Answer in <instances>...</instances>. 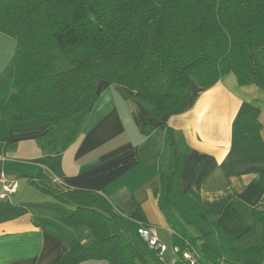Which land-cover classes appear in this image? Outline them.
Listing matches in <instances>:
<instances>
[{"label": "trees", "instance_id": "obj_1", "mask_svg": "<svg viewBox=\"0 0 264 264\" xmlns=\"http://www.w3.org/2000/svg\"><path fill=\"white\" fill-rule=\"evenodd\" d=\"M0 32L16 41L13 71L0 82L8 122L47 113L55 124L99 82L135 92L161 127L186 108L193 84L207 88L233 73L239 85L264 88V0H0ZM235 128L260 139V122L245 113ZM185 157L159 173L153 192L177 255L189 251L196 264H264V200L250 210L249 229L226 232L218 214L179 189ZM37 178V191L65 211L62 222L88 229L83 260L136 264L131 247L138 243L147 264H165L138 234L147 224L133 197V211L124 214L101 189L69 188L41 172ZM256 225L257 242L238 247ZM210 235L220 245L216 257L202 254ZM172 264L187 263L180 257Z\"/></svg>", "mask_w": 264, "mask_h": 264}, {"label": "crops", "instance_id": "obj_2", "mask_svg": "<svg viewBox=\"0 0 264 264\" xmlns=\"http://www.w3.org/2000/svg\"><path fill=\"white\" fill-rule=\"evenodd\" d=\"M15 45L0 32V82L13 71ZM75 108L54 126L47 113L14 122L0 114V175L18 182L16 192L0 200V264H105L83 260L86 227L63 223L65 211L50 196L35 197L31 181L40 172L69 188L101 189L124 214L133 211V197L161 242L165 232L171 240V231L153 192L159 173L173 170L182 153L179 189L218 214L228 233L253 225L250 210L264 200L263 87L239 85L233 73L207 88L193 84L186 108L165 127L135 92L105 82ZM240 113L260 122L259 141L236 130ZM260 230L256 225V242ZM169 252L166 261L174 258Z\"/></svg>", "mask_w": 264, "mask_h": 264}, {"label": "built area", "instance_id": "obj_3", "mask_svg": "<svg viewBox=\"0 0 264 264\" xmlns=\"http://www.w3.org/2000/svg\"><path fill=\"white\" fill-rule=\"evenodd\" d=\"M17 188H18V182L16 180H10L1 173L0 200L16 192ZM138 234L141 237V239L147 243L150 249H157L158 254L160 255V259L163 263L172 264L181 257L187 264H196V255L190 253L189 251H185L179 256L177 255L178 248L174 246H172L171 248L174 258L166 261L163 256V253L167 250L166 246L159 241L157 234L153 232L148 226L142 225L141 227H139Z\"/></svg>", "mask_w": 264, "mask_h": 264}, {"label": "rangeland", "instance_id": "obj_4", "mask_svg": "<svg viewBox=\"0 0 264 264\" xmlns=\"http://www.w3.org/2000/svg\"><path fill=\"white\" fill-rule=\"evenodd\" d=\"M90 92V91H89ZM87 93V92H86ZM75 114V113H74ZM69 117H71V116H69ZM69 117H67V118H65V119H63V120H66V119H68ZM58 123V122H57ZM56 124V123H55ZM55 124H50L51 126H54ZM35 189V188H34ZM33 189V190H34ZM35 191V197L37 196V197H42L41 196V194H38V191L35 189L34 190ZM113 227V226H112ZM189 229H190V231L192 232V233H194V234H196V231H195V229L193 228V226L192 225H190L189 226ZM162 233H163V231H161ZM162 237H164V239L162 238ZM162 240H161V242L166 246V251H165V255L166 256H170V250H171V248H172V241L170 240V238H169V236L167 235V233L165 232V234H162ZM256 243V241H255V237H251V238H249L248 240H246L245 242H244V244L248 247V246H251V245H253V244H255ZM208 246L210 247H208V246H206V245H203L202 247H201V250H202V254H205V255H209V256H213V257H216V255L213 253L214 251H217V252H219V249H220V245H219V243H218V241H217V239H216V237L215 236H212V235H210L209 236V239H208ZM131 249H132V251H133V253L136 255V264H147L146 263V260H145V257H144V255L140 252V250L138 249V243H136L135 245H132V247H131Z\"/></svg>", "mask_w": 264, "mask_h": 264}]
</instances>
